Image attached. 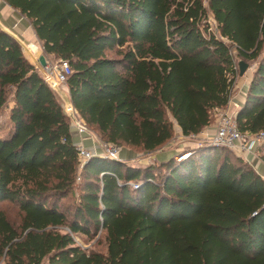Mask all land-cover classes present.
<instances>
[{
	"label": "trees",
	"instance_id": "trees-1",
	"mask_svg": "<svg viewBox=\"0 0 264 264\" xmlns=\"http://www.w3.org/2000/svg\"><path fill=\"white\" fill-rule=\"evenodd\" d=\"M3 1L46 58L69 62L70 102L104 142L153 153L173 120L184 137L212 126L236 85L232 47L258 62L238 129L264 131V0ZM72 134L61 92L0 26V264H264V178L243 157L206 144L158 166L81 168ZM99 234L103 251L77 239Z\"/></svg>",
	"mask_w": 264,
	"mask_h": 264
},
{
	"label": "built area",
	"instance_id": "built-area-1",
	"mask_svg": "<svg viewBox=\"0 0 264 264\" xmlns=\"http://www.w3.org/2000/svg\"><path fill=\"white\" fill-rule=\"evenodd\" d=\"M41 73L51 88L61 92L62 88L67 86V82L69 77L73 74V70L67 61H47L46 67H41ZM64 112L71 122L72 131H75L79 135L85 134L89 137H94L79 118V115L71 102L64 100ZM215 113L216 121L214 124V133L206 135V142L211 146L226 148L237 153L250 165L255 167V163L259 158V148L264 143V131L253 135L243 134L238 129L236 113L230 115L227 111L220 109H216ZM98 142L100 152L89 150L82 145L77 147L82 163L81 168H83L89 160L95 157L109 158L118 161L123 160L120 148L104 141L98 140ZM188 156L189 154L187 157ZM184 158L186 157H182L180 160ZM135 188H138V186Z\"/></svg>",
	"mask_w": 264,
	"mask_h": 264
},
{
	"label": "rangeland",
	"instance_id": "rangeland-1",
	"mask_svg": "<svg viewBox=\"0 0 264 264\" xmlns=\"http://www.w3.org/2000/svg\"><path fill=\"white\" fill-rule=\"evenodd\" d=\"M207 5V3H206ZM208 24L211 28V32H213L214 34H216V36L218 38H221L220 33L218 32V26L217 23L215 22V20L213 19V17L209 16L208 19ZM39 41V40H38ZM227 44H229L228 41H226ZM22 49L23 52L26 56V58L28 60H30L31 62H33L35 65H37L40 69V64H39V56H45L44 51H43V46L41 44V42L39 41V43H36L35 45L38 48L37 52H32L28 46H30L31 44H27V43H23L22 42ZM231 52L235 58L236 61V65H237V71H238V76H237V80H236V85H235V89L232 95V100H236V102L243 98L245 95L244 88L247 86L248 80L249 78H251L255 72V70L257 69L258 66V62H248V70L247 72L241 76V70H240V62H242V60L238 57V51L235 47L231 48ZM109 56H115V54L109 53ZM46 57V56H45ZM50 62H57L58 60H54V59H50ZM62 95V94H61ZM64 99V98H63ZM235 104V103H234ZM234 104H232L229 109L227 110V112L230 115H234L235 113L237 114V109H235ZM215 121H216V117H215ZM174 123V138L171 141V144H173L175 147H183L184 152L182 154H186L184 155V157H187L188 152L191 151L194 147H197L196 144H198L197 148H201L204 145L208 144L205 141L202 142H197L196 139H194V137L191 138H180L181 135H179L177 133L178 130V126L177 123L173 120ZM215 124V122L213 123V125ZM91 132V131H90ZM92 133V132H91ZM94 137H96L97 140L102 141L101 138L96 134V133H92ZM196 143V144H195ZM168 144L166 146H164L163 148L157 150L156 152L153 153H145L142 152L140 150L131 148V147H122L120 148L121 153L122 152H132L133 154H135V157L133 160H127L130 164L135 165V166H139V167H149V166H158L161 163L158 161H154L151 155H156V154H160V153H164L168 150ZM196 148V149H197ZM138 156V157H136ZM180 157H178V160L180 161ZM136 186H138L137 184H132V187L135 188ZM137 189V188H135ZM80 193H78V191H76L75 195H71L69 198H67L66 200L63 201V203L65 204V206H70L73 207L77 204V200L79 198ZM16 211L14 208H12V210H10L11 215L10 217L13 219L14 216L16 215ZM17 219V218H15ZM79 244L82 245V247L85 250L88 251H103L104 247H103V240H102V235L99 234L97 237L94 236H89V237H85V236H78L77 237Z\"/></svg>",
	"mask_w": 264,
	"mask_h": 264
},
{
	"label": "crops",
	"instance_id": "crops-1",
	"mask_svg": "<svg viewBox=\"0 0 264 264\" xmlns=\"http://www.w3.org/2000/svg\"><path fill=\"white\" fill-rule=\"evenodd\" d=\"M0 26L2 27L3 30L7 31L12 36H14L21 44L22 42L31 44L30 46H28V48L32 52L38 51V48L35 44L39 43V41L37 39V36L35 34V31L31 23L26 18H24L18 11L8 6L3 0H0ZM41 56H39V59ZM49 60L50 59L46 58V61L50 62ZM252 79H253V76L249 78L247 86L244 88V91H242V92H245L244 94L245 96L239 99L237 102L236 100L234 101L231 100L230 102V106L235 103L234 106H235V109H237L236 110L237 112L239 111L241 107H243L246 101L247 92H248ZM69 92L70 91H69L68 86L63 87L61 90V94L64 100L70 102L71 99H70ZM72 133H73L72 135L74 137L75 145L77 147L79 145H82L89 150L100 152V148L98 144L99 142L96 139V137L92 138L85 134L79 135L75 131H72ZM177 133L181 135L180 138H184V139L191 138V137H184L182 134V130L180 129L179 126H178ZM212 133H214V125L205 129L201 134L196 135L194 139H196V141L199 143V142L205 141L206 135H211ZM196 145L198 147V144ZM168 146H171V147H168V150L164 152L163 154L160 153L156 155H151L153 160L158 161L160 163H166L173 158H178L181 155H183L182 154L184 152L183 147H179V146L175 147L173 144H171V142L168 143ZM197 147H194L193 149H196ZM121 157L123 160H133L135 157V154H133L132 152H122ZM254 168L260 174V176L264 177V163L260 160V158H258V160L256 161Z\"/></svg>",
	"mask_w": 264,
	"mask_h": 264
},
{
	"label": "water",
	"instance_id": "water-1",
	"mask_svg": "<svg viewBox=\"0 0 264 264\" xmlns=\"http://www.w3.org/2000/svg\"><path fill=\"white\" fill-rule=\"evenodd\" d=\"M39 63H40V66H41L42 68H45V67H46V65H47V61H46L45 56H41V57H40V59H39ZM248 68H249L248 64H246V63L243 62V61L240 62L241 76H243V75L247 72ZM184 155H186V154L181 155L180 158L184 157Z\"/></svg>",
	"mask_w": 264,
	"mask_h": 264
}]
</instances>
